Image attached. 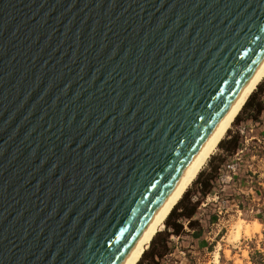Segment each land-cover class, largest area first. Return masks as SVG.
Listing matches in <instances>:
<instances>
[{"label":"water","instance_id":"water-1","mask_svg":"<svg viewBox=\"0 0 264 264\" xmlns=\"http://www.w3.org/2000/svg\"><path fill=\"white\" fill-rule=\"evenodd\" d=\"M264 58V0H0V264H121Z\"/></svg>","mask_w":264,"mask_h":264},{"label":"rangeland","instance_id":"rangeland-1","mask_svg":"<svg viewBox=\"0 0 264 264\" xmlns=\"http://www.w3.org/2000/svg\"><path fill=\"white\" fill-rule=\"evenodd\" d=\"M258 84L252 100L264 99L261 93L264 77ZM244 116V111L239 113V119L233 120L221 139L222 142L239 134L236 154L222 157L224 151L217 145L186 189L192 197L197 177L204 178L223 159L213 189L202 199L194 215L202 228L201 235L197 239L169 236V253L159 264H208L216 250L218 264H264V113L256 123L244 121ZM238 218L250 225L256 220L259 228L249 236L241 233L236 241H229L228 234ZM163 231L164 227L156 233L155 242Z\"/></svg>","mask_w":264,"mask_h":264},{"label":"bare ground","instance_id":"bare-ground-1","mask_svg":"<svg viewBox=\"0 0 264 264\" xmlns=\"http://www.w3.org/2000/svg\"><path fill=\"white\" fill-rule=\"evenodd\" d=\"M263 77L264 58L121 264H136L138 262L142 253L148 247L151 239L156 236L157 232H160L163 229L165 218L169 214L170 210L196 178L204 163L216 149L218 143L224 137L231 123H233L234 118L239 113L248 96L254 91V89H256V86ZM258 228V221L255 220L253 221V224L250 225L242 218H238V220L234 222L227 239L229 241H231V239L232 241H236L241 233L249 236L253 231L258 230ZM218 257V250H216L213 254L211 262L208 264H218Z\"/></svg>","mask_w":264,"mask_h":264},{"label":"trees","instance_id":"trees-1","mask_svg":"<svg viewBox=\"0 0 264 264\" xmlns=\"http://www.w3.org/2000/svg\"><path fill=\"white\" fill-rule=\"evenodd\" d=\"M253 93L248 96L239 113L244 111V121L256 123L264 110V99L257 98L252 100ZM239 113L234 118L235 120L239 119ZM239 139V134L235 133L227 140L218 143L224 151L222 157L230 156L236 151L240 142ZM222 161L223 159L217 165L212 166L204 178L198 180L197 177V180L194 181L192 193L195 197L194 200L190 197V191L185 190L165 218L164 231L159 234V239L156 242L154 237L151 239L148 248L142 253L136 264H140L142 261L144 264H159L161 259L169 253V236L177 238L190 236L193 239H197L201 235L202 228L198 220L194 219V215L202 199L213 189ZM183 222H185V227H183Z\"/></svg>","mask_w":264,"mask_h":264},{"label":"built area","instance_id":"built-area-1","mask_svg":"<svg viewBox=\"0 0 264 264\" xmlns=\"http://www.w3.org/2000/svg\"><path fill=\"white\" fill-rule=\"evenodd\" d=\"M263 113H264V110L261 112V114H263ZM238 132L241 133L242 131H241L240 129H238ZM233 154H236V151H235ZM233 154H232V155H233ZM228 167H229V166L227 165L226 168H228ZM225 171H226V170H225ZM191 199H192V200L195 199L194 195L191 197ZM200 204L202 205L201 202H200ZM183 227H185V222H183ZM170 237H172V236H170ZM174 238L177 239V237H174Z\"/></svg>","mask_w":264,"mask_h":264},{"label":"crops","instance_id":"crops-1","mask_svg":"<svg viewBox=\"0 0 264 264\" xmlns=\"http://www.w3.org/2000/svg\"><path fill=\"white\" fill-rule=\"evenodd\" d=\"M258 85H259V84H258ZM259 87H260V86H258V88H259ZM254 90H255V89H254ZM261 93H262V95H264V89L262 90V92H261ZM261 97H262V96H261Z\"/></svg>","mask_w":264,"mask_h":264}]
</instances>
